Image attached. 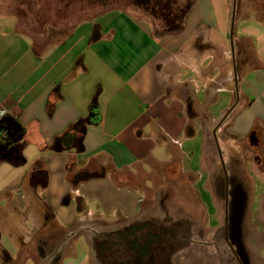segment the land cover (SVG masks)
<instances>
[{
    "label": "crops",
    "instance_id": "1",
    "mask_svg": "<svg viewBox=\"0 0 264 264\" xmlns=\"http://www.w3.org/2000/svg\"><path fill=\"white\" fill-rule=\"evenodd\" d=\"M118 2L126 7L83 19L44 44L0 18V118L11 115L26 130L19 151L0 159V264H99L91 255L96 239L153 211L145 190L159 176H172L186 211L205 217L194 219V229L211 230L203 194L190 197L176 184L186 174L193 184L189 175L199 172L189 161L197 151L200 166L209 155V166L219 165L202 120L210 100L227 91L212 85L218 78L236 81L226 133L251 142L250 172L264 187V18L236 16L234 0ZM168 19L176 31H168ZM74 126L85 129L83 152L76 137L59 140ZM71 162L113 167L120 177L110 171L74 189ZM246 172L234 175L242 183V242L248 262L262 264L264 234L251 244L245 236L256 194ZM135 177L143 184L133 185ZM212 181L205 188L215 198ZM259 211L264 216V194Z\"/></svg>",
    "mask_w": 264,
    "mask_h": 264
},
{
    "label": "rangeland",
    "instance_id": "2",
    "mask_svg": "<svg viewBox=\"0 0 264 264\" xmlns=\"http://www.w3.org/2000/svg\"><path fill=\"white\" fill-rule=\"evenodd\" d=\"M102 1L103 0H98V1L94 0V2H92V0H0V18L1 17L4 18L5 23L9 26H12L14 23L16 30L29 36L36 44H44L45 40L48 41L50 37H58L70 31L77 22L83 19L90 18L93 15H96L98 13H103L111 9H123L126 7L124 3L120 4L119 2L114 1L113 4H109L111 3L110 1H105L108 4H104ZM234 1H235L236 16L238 15L239 17H249L252 19L264 18V0H234ZM131 8L135 9L134 7ZM220 66L222 65L219 64L218 67ZM237 67H238L237 58L234 56L231 58L229 63V68L234 75L237 72ZM225 73L227 72H224V74ZM220 77H222V75ZM219 79L220 78L217 79V82L214 81L212 85L213 86L216 85L218 89L221 88V85H223L224 87L226 86L227 91L222 92L221 94L217 95L215 98L211 99L207 105L208 113L207 112L205 113V115L210 114V116L213 117L215 120L213 121L210 116L209 117L206 116L202 120L204 121L207 127L212 128V131H210L211 133L209 132L210 135L208 142H210V144L214 147H216L218 144L221 150L225 152L227 160L229 161L230 164L229 168L231 175L233 176L245 175L248 169L250 176H253L254 179L256 180V192H255L256 194H254V199H252V205L250 206V207L253 206L252 209L254 210L249 209L250 214L247 217V228L245 235L246 238H248V243L251 244L253 243L252 241L255 240L254 236L262 238L264 234V216L259 213L260 212L259 210L261 208V197L264 194V187L260 183V181L253 175V173L250 172L253 156L255 155L253 146L250 144L251 142L244 143L232 139L226 133L227 130L226 126L222 127L220 133H218L214 137L213 134L214 130L216 131V127H218L221 124L220 123L221 120L225 118V116L230 112V110H232V108L235 106L237 102V97L235 98L233 94L230 93L231 89L235 91L236 81L234 80V82L229 81L227 83H222V81L224 80L220 81ZM205 106L206 104L204 105V108ZM224 109L227 110L223 112ZM202 140H203V133L200 134V138L197 141L199 147L202 145ZM215 149H214L215 152L214 158H218ZM200 159H201V152L197 151L195 153V157H193V159L189 161L191 170L192 171L197 170L199 172L197 174L193 173L189 175V177L193 181V184L191 186L188 185L189 183L186 181V177L188 174H186L184 176L181 175L182 178L176 184V186L177 187L179 186L182 189V191H184V194H187L193 198H196L197 196H199V194H203L204 198L202 200L206 203L208 208V215L211 218L210 225L208 226L210 227V229L219 228L224 221V215H225L224 204L220 198L218 197L213 198L212 194H208L206 192L207 190L205 187L209 176L213 177L214 180L216 176H219V178H221L222 180L225 179V173H224L225 171L223 169L222 161H221L222 166L220 165V162L217 167L212 168L209 166L208 163H211L210 155L209 158L207 157L205 158L206 162L204 163L202 162L201 166H200ZM242 161L247 162L248 168L242 165L241 163ZM160 179L161 176L158 177V179L156 180L157 182H155V185L153 184V187L151 189L146 188L145 190L149 203H151L153 206L156 205L155 200L153 198L157 194L156 193L157 190L162 185H165L166 191L163 192V194L159 198L160 200L167 199L168 198L166 196L167 193L170 194V198L172 199L171 204L176 209H178L180 204L187 205L185 199H179V195H180L179 192L174 191L172 176L168 177L167 179L165 178L166 180L163 177L162 180ZM249 180L252 179L249 178ZM143 181L144 180H140V178L135 177V181L132 180L131 183L133 185H138V184L142 185ZM213 184L216 186L215 181L213 182ZM213 184L211 183L210 185L214 186ZM237 184L238 183H234V185ZM147 185L148 186L151 185V181H148ZM188 210L189 208H187V211ZM150 212L157 213V210H153ZM171 213L173 214V212ZM255 214H256V218H255ZM167 219L168 218H166V220ZM169 220H171V218ZM248 230L251 231L248 232ZM250 232L252 233L253 237H251L252 235H250ZM247 233H249V235H247ZM207 240L209 243H212L210 239ZM260 242L263 243L261 239ZM191 248L194 251L188 252L183 257L187 259L184 261V264H221L220 259H216V257H214L211 254L210 249L213 248L211 247L206 248L200 244H196V245L194 244ZM249 254L251 255V251H249ZM258 254H260V258L262 259L261 260L262 264H264V246L259 247ZM91 255L93 259H98L95 251H92ZM254 263L259 264L256 261Z\"/></svg>",
    "mask_w": 264,
    "mask_h": 264
},
{
    "label": "flooded vegetation",
    "instance_id": "3",
    "mask_svg": "<svg viewBox=\"0 0 264 264\" xmlns=\"http://www.w3.org/2000/svg\"><path fill=\"white\" fill-rule=\"evenodd\" d=\"M230 113L216 127L214 137L220 133L222 127H227ZM215 148L220 165L222 161L225 171V179L216 176L214 186L224 204L223 224L207 231L194 229V219L200 220L203 215L195 216L181 204L176 209L171 204L170 194L166 193L168 198L164 200H160L161 195L156 194L153 198L156 205L153 206L148 200L147 203L152 209L156 208L154 210H157V213L147 212L138 221L102 234L101 238L96 239L94 249L99 264H184L187 259L183 257L194 251L191 248L194 244L213 248L210 249L211 254L220 259L222 264H228L227 256L230 257L229 264H250L248 252L242 242L244 214L241 184L234 185L237 181H234L235 176L230 173V164L225 152L218 144ZM180 195L179 199H183Z\"/></svg>",
    "mask_w": 264,
    "mask_h": 264
},
{
    "label": "trees",
    "instance_id": "4",
    "mask_svg": "<svg viewBox=\"0 0 264 264\" xmlns=\"http://www.w3.org/2000/svg\"><path fill=\"white\" fill-rule=\"evenodd\" d=\"M105 1H110L113 4L114 1L118 2V0H103L104 4H108ZM133 1V0H128ZM163 2V0H161ZM172 18V17H171ZM166 26L169 32H174L178 28V25L173 23L168 19L166 22ZM79 126V125H78ZM78 126H74L72 130L67 132L62 138L59 140L65 141L68 138H75L74 146L77 152H83L82 139L85 129H78ZM77 132L79 134L75 135ZM75 136H74V135ZM26 136V130L19 122V120L11 115L5 114L0 118V154L3 152H17L21 148L24 142V138ZM21 159H24L20 156ZM68 181L72 188L76 189L80 185L107 177L108 173L111 171L118 178L120 175L115 171L113 167L105 168L101 165H98L94 162H91L86 168L80 169L77 167L75 162H71L68 165Z\"/></svg>",
    "mask_w": 264,
    "mask_h": 264
},
{
    "label": "water",
    "instance_id": "5",
    "mask_svg": "<svg viewBox=\"0 0 264 264\" xmlns=\"http://www.w3.org/2000/svg\"><path fill=\"white\" fill-rule=\"evenodd\" d=\"M12 155V153L11 152H3V153H1L0 154V159L1 158H4V159H8V158H10V156Z\"/></svg>",
    "mask_w": 264,
    "mask_h": 264
}]
</instances>
